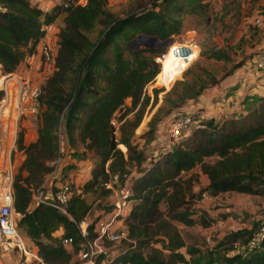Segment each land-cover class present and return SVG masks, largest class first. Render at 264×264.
<instances>
[{"label": "trees", "instance_id": "obj_1", "mask_svg": "<svg viewBox=\"0 0 264 264\" xmlns=\"http://www.w3.org/2000/svg\"><path fill=\"white\" fill-rule=\"evenodd\" d=\"M108 1L85 0L80 4L67 0L45 12L29 0H0L3 76L14 73L26 58L37 53L45 36L44 27L63 15L53 54L54 69L38 96L41 114L37 138L24 145L21 129L15 142L17 150L24 154L12 184L14 211L21 215L17 228L37 247L40 264H79L76 253L85 241L79 225L90 212L84 195L97 189L108 195L111 189L106 184L114 176L120 179L128 176L135 166L142 170L132 185L130 211L121 220L131 242L116 246V252L105 264H182L186 260L179 249L184 242L171 221L195 223L183 208L195 202L194 188L199 184L200 174L191 172L193 169L198 167L208 179V184L200 189V197L206 193L214 198L226 192L264 196V97L238 116L204 120L203 128L148 160L130 138L150 101L146 87L157 75L159 82L169 88L178 75L160 71L156 57L166 48L131 49L128 43L137 35L155 36L163 41L178 34L181 20L171 17L169 9L180 11L179 0H163L165 13L155 10L154 4L125 17L111 12ZM196 1L185 0L187 5ZM97 25L101 29L97 40L92 41L88 34ZM205 54L216 60L228 59L224 52L215 49L202 52ZM239 66H234V70ZM210 81L214 83L215 79ZM178 85L182 87L178 89ZM208 88V82L200 74L192 80L176 81L148 122V140L153 139L163 120H172ZM159 93L153 89L151 108L157 105ZM127 99L131 101L128 107ZM121 111L116 119V113ZM130 113L134 114V120L126 133L123 120ZM112 119L116 126L112 125ZM60 134L71 148L80 142L85 151L97 157L83 185L76 189L70 186L66 213L33 200L34 189L52 172V163L60 156ZM119 144L125 147V152L117 147ZM211 157H216L214 162L205 161ZM58 173L55 182L65 181L63 169L62 175ZM161 203L166 205V214L160 208ZM261 221L252 230L229 233L219 243L218 252L208 254L206 264H264V237L250 244ZM60 228L62 234L55 236ZM87 232L88 238L94 237L93 223L88 224ZM64 239L71 240L70 246L63 244ZM161 244L166 247L163 249ZM193 264L199 262L193 260Z\"/></svg>", "mask_w": 264, "mask_h": 264}, {"label": "rangeland", "instance_id": "obj_2", "mask_svg": "<svg viewBox=\"0 0 264 264\" xmlns=\"http://www.w3.org/2000/svg\"><path fill=\"white\" fill-rule=\"evenodd\" d=\"M76 1L80 4L85 2V0ZM154 4L155 10L162 13L166 12L163 0H109L107 8L117 17H125L144 8H151ZM177 4L180 5L181 10L176 12L171 8L169 13L171 17L181 20V29L178 34L171 36V40L174 44L196 46V56L187 65L186 59L176 58L173 52L171 62L167 68L160 63L161 73L164 70L165 73L170 72V75H178L171 86L168 88L160 83L156 75L146 87V92L150 96L149 104L142 111L140 124L130 133L132 142L145 152L146 158L154 156V151H156L155 155L160 154L159 143L161 144L162 141L159 138H167L170 118H166L159 124L156 130L157 133L153 135L151 140H148V122L161 104L164 94L172 88L174 83L184 79L192 80L196 74H200L208 82L209 87L220 85L225 77L233 73L234 66L251 61L256 57V44L264 37L263 34H259V32L264 33V26L259 30L258 25L255 23L258 16H261L264 22V0H197L191 5H187L185 0H179ZM100 29L101 26L97 25L89 32L88 35L92 41L97 40ZM48 42L54 54L56 39L53 36ZM142 48L144 47L142 46ZM211 49L224 52L228 59L216 60L208 58L206 54L202 55V52H209ZM184 55L186 56L187 53ZM53 69L54 60L45 62L40 54L39 45L37 53L31 58H26L14 73L3 76L0 71V92H2L0 100L7 94L9 96L13 91V84L7 82L13 76L29 80L30 83L40 89ZM187 69L189 71L184 74ZM210 78L215 79V82L212 83ZM181 87V85H178V89ZM4 88H7L6 91ZM153 89L159 90L160 93L158 94L157 105L151 108ZM216 100L218 99L214 98L213 103ZM130 103V99H127L125 106H130ZM38 112L18 116L12 104L8 103L4 107L0 105V172L4 169L11 170L13 180L18 173L23 158V154L17 150L15 143L17 133L21 129L24 130L23 126L27 124H30L31 128L37 133L41 114H38ZM121 114L122 111L116 113V119ZM125 120L123 130L129 133L134 114H128L123 121ZM120 134L121 131L119 130L117 133L118 138ZM117 147L125 152V147L122 145L119 144ZM59 153L60 156L54 163L57 164L56 171L62 175L63 169L65 181L72 188H80L86 180L85 175L90 172L89 165L92 167L97 157L94 153L85 151L80 142H76L75 147L71 148L68 146L65 136L61 134L59 135ZM215 159L216 157H211L205 159V161L212 163ZM130 170L131 173L127 177L117 179L118 185H123L130 178L138 176L142 169L132 166ZM60 180L62 181V179ZM203 183L204 177L199 176V184L194 188L195 202L183 207L189 211V215L192 216L191 218L195 220V223L187 225L184 222L171 221L184 242V246L179 249L186 260L182 264H193V260L199 262V264H206L208 254L218 252L219 243L226 238L229 232L232 233L241 229L252 230L255 228L256 223L264 220V196L226 192L214 198L209 196L202 198L199 194ZM113 196L112 191L108 195H103L98 189L95 192L86 193L84 197L87 203L90 204V212L83 222L94 223L106 214L112 208ZM160 208L166 214L165 203H161ZM203 208H208V212ZM81 224L82 222L79 227H81ZM23 238L25 239L24 235ZM160 246L163 249L166 247L163 244Z\"/></svg>", "mask_w": 264, "mask_h": 264}, {"label": "built area", "instance_id": "obj_3", "mask_svg": "<svg viewBox=\"0 0 264 264\" xmlns=\"http://www.w3.org/2000/svg\"><path fill=\"white\" fill-rule=\"evenodd\" d=\"M263 22L261 16L256 17V25H260ZM196 46H185L180 44H174L171 42L166 47L164 53L156 57V61L160 64L165 60L168 53L174 52V55L178 59H186L187 65H189L196 56ZM187 53L185 56L184 54ZM40 54L45 62H49L53 59V53L51 45L48 41H44L40 45ZM193 58H191V56ZM253 67L261 72H264V51L253 60ZM187 67V66H186ZM7 82L12 83L14 86L13 91L1 98V107L10 103L15 108L16 115L37 113L40 109L38 96L40 89L29 82L13 76ZM7 87V86H6ZM7 88H4L6 91ZM8 92V91H7ZM206 120L204 114L201 112H178L171 120L167 129V138L163 140V143L159 146L161 153H165L172 147L176 146L180 139L188 136L194 130L203 128V122ZM112 125L116 126V121L111 120ZM156 154V153H155ZM153 154V155H155ZM149 160V159H148ZM52 163L54 169L49 173L44 181L33 191V200L35 203H44L51 205L52 207L66 213L65 205L71 194L70 184L66 181L55 182V177L58 172L56 171L57 164ZM127 177V176H126ZM117 176L106 184V187L113 192L112 208L102 217L98 218L93 223L94 237L88 238L87 226L80 227L82 236L85 241L81 244L80 249L76 253V258L79 264H97L99 261L101 264L108 263L111 255L116 251V246L124 243L131 242L128 237V232L125 227L121 225L123 220L129 213L131 205L133 203L132 197V185L135 177L129 179L123 185L117 184ZM55 182V183H54ZM13 175L11 170H3L0 172V251L4 249V244L12 245L24 258L32 257V251L27 245L23 235L17 228L16 216L18 213L14 211V198H13ZM118 186V187H117ZM49 195H48V194ZM202 198H206L207 194L202 193ZM230 233V232H229ZM264 237V220L261 221L256 236L251 240L250 244L254 245L259 239ZM63 244L70 246L71 240L64 239ZM240 248V243H236V249Z\"/></svg>", "mask_w": 264, "mask_h": 264}, {"label": "crops", "instance_id": "obj_4", "mask_svg": "<svg viewBox=\"0 0 264 264\" xmlns=\"http://www.w3.org/2000/svg\"><path fill=\"white\" fill-rule=\"evenodd\" d=\"M29 1L32 4L38 6L41 10L50 12L55 6L65 4L67 0ZM62 18L63 15L59 16L52 24L44 27L45 36L42 39L41 43H43L44 41H49L53 36L55 39H57V32L59 30V27L62 25ZM263 26L264 22L258 25L259 30ZM259 34L264 35L263 32H259ZM41 43L39 45H41ZM263 51L264 37L258 44H256L255 58H257ZM254 59H252L251 61L253 62ZM251 61H246L241 64L233 71L232 74L225 77L223 81H221L220 85H216L214 87L211 86L206 89V91L196 100L190 101L189 104L183 108V111L186 110L193 112L198 110L197 112H201L202 114H204L206 119L212 118L215 121H218L228 116H238L241 113H244L245 111L251 109L252 107H255L259 102V98L264 97V72H261L252 67V63H250ZM214 98L218 99L215 101V103H213ZM25 114H27V112ZM23 127V144L28 145L29 143L36 140L37 133L31 128L30 124H27ZM159 139L163 143L164 138ZM161 144L159 143V146ZM20 152L22 153V151ZM153 153L155 154L156 151H154ZM23 159L24 154L22 160ZM90 168L91 166L89 165V171ZM191 172H198L200 176L204 177L203 186L208 184L207 177L199 171L198 167L193 169ZM89 173L90 172L85 175V179L89 177ZM203 209L208 212V208ZM20 218L21 215L18 214L16 216V220L18 221ZM62 232L63 230L62 228H60L54 233V235L60 236ZM25 241L32 251V257L24 258V256H22L15 248H13L12 245H10L9 247L8 244H4V249L0 251V264H40V259L37 255V247L34 246L30 239L26 236Z\"/></svg>", "mask_w": 264, "mask_h": 264}, {"label": "water", "instance_id": "obj_5", "mask_svg": "<svg viewBox=\"0 0 264 264\" xmlns=\"http://www.w3.org/2000/svg\"><path fill=\"white\" fill-rule=\"evenodd\" d=\"M2 9L0 5V10ZM171 38L160 40L155 36L137 35L133 40L128 43L131 49L145 47V48H166L171 44ZM133 45V46H132Z\"/></svg>", "mask_w": 264, "mask_h": 264}, {"label": "bare ground", "instance_id": "obj_6", "mask_svg": "<svg viewBox=\"0 0 264 264\" xmlns=\"http://www.w3.org/2000/svg\"><path fill=\"white\" fill-rule=\"evenodd\" d=\"M171 56H172V52L170 51L169 54L166 56L165 60L162 62V65L164 64L165 67L167 68L169 63L171 62ZM85 226V223L81 224V227L83 228Z\"/></svg>", "mask_w": 264, "mask_h": 264}]
</instances>
